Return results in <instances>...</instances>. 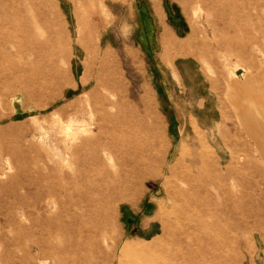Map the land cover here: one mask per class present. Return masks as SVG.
<instances>
[{"label":"rangeland","instance_id":"obj_1","mask_svg":"<svg viewBox=\"0 0 264 264\" xmlns=\"http://www.w3.org/2000/svg\"><path fill=\"white\" fill-rule=\"evenodd\" d=\"M104 188L118 258L264 264V0H0V264H55L46 229Z\"/></svg>","mask_w":264,"mask_h":264},{"label":"bare ground","instance_id":"obj_2","mask_svg":"<svg viewBox=\"0 0 264 264\" xmlns=\"http://www.w3.org/2000/svg\"><path fill=\"white\" fill-rule=\"evenodd\" d=\"M153 12L159 22L162 23V12L158 3H153ZM161 42L163 45L164 53L167 52L171 44H174L180 50H183L187 46L185 42L176 40L173 37L171 31L166 27L164 28ZM111 55L113 56L112 53ZM248 111L249 109L246 110V113H248ZM245 125L247 127H250L251 123L246 122ZM73 126H77V128H73ZM69 127L73 130H78L80 124L74 121L72 124H70ZM257 127L259 132L261 133V127L259 125H257ZM101 148V144H96L93 151L85 156L87 161L93 157H98L97 153ZM184 181L186 182V185L189 187V189L175 187L174 194L177 196H190L192 194H195L198 189L197 186H199V184L197 183L198 181L195 178L191 177H186ZM113 191V189L104 188L102 191H99L100 193H98L99 195H103L100 199L97 198L96 202H88V205L84 204V207L92 206L91 208H83L82 210L79 209L80 211H69V218L66 219L64 223H60L58 219L55 221L54 225H49V229H46V235L57 238H61V236L65 238L66 235L68 244L66 248L58 249L61 255H64L60 259V257L57 258L56 256H54L55 251L52 250V243L49 239H44V241L40 240L39 249L41 255H43L44 257H50L55 264H68L69 259L66 254L72 252L75 247L83 246L86 249H92L95 255L94 257L97 260V264H116L117 259L119 264H173L172 261L168 258L169 255L171 256V252H173L172 249L162 246V243L160 242L155 243L149 248H130L129 251H126V258L117 257L118 249H120L119 243L112 234L106 232L107 228L113 225L116 221V213L115 211H113L112 213V206L110 207V203L114 202L115 200L116 203L120 202V199L115 194H113ZM81 202L84 203L82 199ZM183 232L185 234L184 230ZM188 235L189 234H187L186 236ZM172 240L174 243L175 241H178V243H183L184 241H186L181 240L180 237H172ZM63 241L64 239L62 240V242ZM159 244L160 246L158 247ZM178 254L180 255L181 252L177 253V256ZM124 255L126 254H124L123 252V256ZM44 264L48 263L45 262Z\"/></svg>","mask_w":264,"mask_h":264},{"label":"crops","instance_id":"obj_3","mask_svg":"<svg viewBox=\"0 0 264 264\" xmlns=\"http://www.w3.org/2000/svg\"><path fill=\"white\" fill-rule=\"evenodd\" d=\"M162 20H163V18H162ZM162 24L164 25V23H163V21H162ZM168 29V28H167ZM172 45V44H171ZM170 45V46H171ZM170 46H169V49H170ZM169 49L167 50V52L166 53H164V54H167L168 52H169Z\"/></svg>","mask_w":264,"mask_h":264}]
</instances>
